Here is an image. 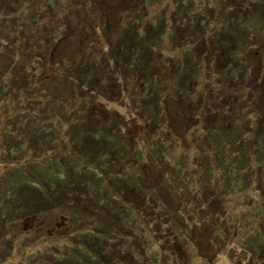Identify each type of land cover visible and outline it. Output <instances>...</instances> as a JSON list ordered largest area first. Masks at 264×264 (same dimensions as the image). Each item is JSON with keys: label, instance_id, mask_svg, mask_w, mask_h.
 <instances>
[{"label": "rangeland", "instance_id": "obj_1", "mask_svg": "<svg viewBox=\"0 0 264 264\" xmlns=\"http://www.w3.org/2000/svg\"><path fill=\"white\" fill-rule=\"evenodd\" d=\"M229 3L248 15L231 14ZM257 3L0 0V49L15 47L0 62V218L9 211L0 264H264ZM49 36L53 47L36 49ZM16 72L33 93L11 90ZM59 176L81 187L65 212L25 216L34 208L18 202L50 192L46 182ZM115 201L126 215L117 227L103 212L95 222L67 215L99 205L110 213ZM86 232L115 235L121 247L104 256Z\"/></svg>", "mask_w": 264, "mask_h": 264}, {"label": "trees", "instance_id": "obj_2", "mask_svg": "<svg viewBox=\"0 0 264 264\" xmlns=\"http://www.w3.org/2000/svg\"><path fill=\"white\" fill-rule=\"evenodd\" d=\"M260 3H261V0H260ZM257 3V4H253V7H256L257 5H261V4H263V3ZM229 12L231 13V14H233V15H238V14H240L241 12H243L244 14H246L247 12H246V10H241V9H239V8H237V5L236 4H233V3H229ZM251 7V6H250ZM250 7L248 8V10L250 9ZM246 12V13H245ZM230 13H229V15H230ZM250 13V12H249ZM246 15H248V14H246ZM27 16H29V15H27ZM253 18V17H252ZM1 23V22H0ZM20 23V22H19ZM16 24H17V21H16ZM26 24H27V22H23V25L21 26V28L23 29L22 31H23V35L21 36V37H26V39H25V41L24 42H26V46L27 47H33V45H31V39L33 38V36L32 35H29L28 34V30H24L25 29V27H26ZM6 25V27H8V25L7 24H5ZM15 25V23L13 22L12 23V25H11V27L13 28V26ZM15 28H16V25H15ZM37 28V27H36ZM17 29V28H16ZM8 31V30H7ZM15 30H13L12 32H10V31H8V33H7V36H6V40H8V41H11L12 40V37L15 35V32H14ZM69 32L71 33L72 31H70L69 30ZM264 32V30H262V29H260V36H262V37H264V35L262 34ZM14 33V34H13ZM46 36V35H45ZM15 37V36H14ZM13 37V38H14ZM56 39L53 37V36H49V39L47 38V43H45V41H42V42H38V47H36V49L37 48H39V50L40 51H42L43 52V50L45 49V48H48V49H51L50 47H53V44L56 42L55 41ZM261 43H264V38L260 41ZM37 43V42H36ZM52 45V46H51ZM24 46V45H23ZM34 48V47H33ZM5 49H9V50H15V47L12 45V44H10V45H6L5 47H4V50H1L0 49V62H1V58L4 56V55H6L7 54V52L5 51ZM4 52H6V54L4 53ZM215 53V51H213L212 52V54H211V56L213 55ZM22 54V53H21ZM259 54V53H258ZM41 56V55H40ZM39 56V57H40ZM211 56H210V58H211ZM20 57H24V56H20ZM251 59H253L252 57H251ZM259 63H261V60H260V62ZM258 64V63H257ZM257 64H255V65H257ZM18 65H19V63H18ZM17 65V66H18ZM53 65V64H52ZM254 65V66H255ZM14 64L13 63H10V64H8L7 65V67L8 68H10V70L11 69H13L14 70ZM246 66H248L247 64H246ZM247 68V67H246ZM3 70H4V67H3V65L2 64H0V85H2V83H3ZM246 70V69H245ZM33 74V72L31 73V74H29V76H31ZM254 75H255V73H254ZM256 76V75H255ZM28 79H29V77H28V75H21V74H19V75H17V72L15 73V75H13V77L11 78V83H10V85H11V90L15 93V94H19L22 90H25V91H28V93L30 94V93H33L34 91H32V90H29L28 88L29 87H25L26 86V83L28 82ZM255 79H257V76H256V78ZM259 79H260V77H259ZM263 89H264V87H263ZM42 89H40V91H41ZM40 91L38 92V93H40ZM1 93H3V91L1 92ZM262 93V92H261ZM34 95V101H36L37 100V98H38V94H33ZM264 101V100H263ZM41 135H42V133L40 132V138H41ZM111 154V153H110ZM50 183V184H49ZM88 183H90V182H88ZM46 185L47 186H51L50 188H52V190H50V192H44V193H42V192H39V193H35V195L33 194V193H29L30 195H25V198H24V200H23V202H21V200H20V202H18L19 203V207L21 208L22 207V205L24 206V207H28V208H34V210L32 211V212H29V213H24V215L25 216H28V217H30V216H35V218H37L38 220H40V218H42L44 215H46L47 213H48V211H49V209H51V208H53V207H55V208H58L60 211H64L62 208H63V206L61 205L63 202H68L69 200H71V199H73L74 198V195H75V192H78V190H80L81 189V187H80V185L79 184H77L74 180H70V179H68V178H65V177H62V176H59V177H55L54 179H52L50 182L48 181V182H46ZM31 192V191H30ZM68 192H71V194L69 193L68 194ZM130 192V191H129ZM40 194V195H39ZM24 196V195H23ZM37 198V201H36V204L35 205H31L30 204V202L32 201V199H34V198ZM72 197V198H71ZM39 198V199H38ZM31 200V201H30ZM113 205H114V208L113 209H111V212L110 213H108V211L107 212H105L104 210H103V208H104V206H101V205H99L98 207H96V209L95 210H89V209H82V210H78V209H75L74 207H72L67 213V215H68V218H69V220H70V222L71 221H74V220H85V222H87V220L88 221H91V222H95V220H97V218H98V216L97 215H99V212H103V218H104V220H105V222L104 223H106V224H110L111 226L113 225L114 227H117V226H119V225H121L122 223H123V220H122V218H124V216H126L125 214H123V206H121L122 204H121V202L120 201H115V202H113ZM143 205H146L144 202H143ZM146 206H148V207H150L151 208V206H149V205H146ZM10 207V206H9ZM69 207H71V206H69ZM5 209H4V213L3 214H1L2 215V217L0 218V219H5V218H7L8 217V213H9V211L7 210V208L6 207H4ZM150 208H148V209H150ZM42 210H44L45 211V214H43L42 213ZM84 210V211H83ZM117 211H119V213H117V214H115ZM149 211V210H148ZM65 212V211H64ZM48 215V214H47ZM112 216L114 217V219L112 220ZM90 217H92V218H90ZM96 217V218H95ZM82 218V219H81ZM20 220V219H19ZM43 223H42V227H41V230L42 229H44V227H45V222L44 221H42ZM109 222V223H108ZM114 222V223H113ZM97 227H99V226H97ZM96 226H94V228L96 229L97 228ZM122 227V226H121ZM128 227H130L129 225H128ZM123 228V227H122ZM56 230H57V232H59L61 229H59V228H55ZM57 232H54V233H51L52 235H56L57 234ZM18 234V233H17ZM85 234H91V233H89V232H86ZM112 236H114V237H116L115 235H108V236H105V237H102L101 235H100V233L99 234H97V235H92L91 234V237H88V236H81L82 238H83V240H85V241H92L93 243L94 242H96V240L97 239H101L102 240V242H101V245H99L100 247H101V249H103V251H102V255H109V250H111L112 249V247H121V245H119V244H116V245H114L113 246V242H112V240H113V238L111 239V237ZM119 237V236H118ZM117 237V238H118ZM119 238H121V237H119ZM137 239H139V238H137ZM131 245V244H130ZM120 250H118V252H119ZM125 252H130V251H125ZM55 253H61V251H57V252H55ZM115 254H118V253H115ZM52 256L54 257V255H50V257L52 258ZM118 257H121L122 255H120V254H118L117 255ZM23 264V263H22ZM61 264H63V262L61 263Z\"/></svg>", "mask_w": 264, "mask_h": 264}]
</instances>
